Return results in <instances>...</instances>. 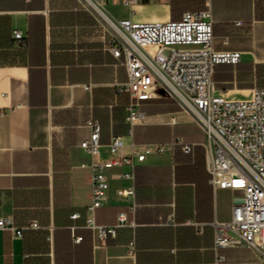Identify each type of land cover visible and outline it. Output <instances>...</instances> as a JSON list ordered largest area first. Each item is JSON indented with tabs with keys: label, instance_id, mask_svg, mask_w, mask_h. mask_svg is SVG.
<instances>
[{
	"label": "crops",
	"instance_id": "crops-1",
	"mask_svg": "<svg viewBox=\"0 0 264 264\" xmlns=\"http://www.w3.org/2000/svg\"><path fill=\"white\" fill-rule=\"evenodd\" d=\"M209 5L215 50L242 54L238 64L216 67L215 88L229 100H250L264 89V0ZM207 9L206 0H149L131 10L116 0L104 5L111 20L143 23ZM113 43L81 0H0V219L22 232L0 229V264H264L253 248L215 249L217 226L232 220L233 195L211 184L205 134L159 88L119 93L128 73L110 52ZM131 104L145 115L134 128L126 121ZM90 117L101 126L100 160L112 157L116 137L125 155L168 145L137 164L133 180L121 177L129 167L111 169L108 199L92 213V159L81 149ZM176 138L192 152L171 146ZM131 186L134 213L116 194ZM120 213L130 223L115 236L100 240L88 226V218L115 226Z\"/></svg>",
	"mask_w": 264,
	"mask_h": 264
},
{
	"label": "built area",
	"instance_id": "built-area-1",
	"mask_svg": "<svg viewBox=\"0 0 264 264\" xmlns=\"http://www.w3.org/2000/svg\"><path fill=\"white\" fill-rule=\"evenodd\" d=\"M81 1L103 20L114 42L109 50L127 69L128 81L120 84L119 93L136 96L141 90L159 88L203 130L202 146L211 184L215 189H229L233 195L232 220L217 226L215 249L249 247L264 254L258 245V241H264V89L256 90L246 101H232L217 92L216 67L236 65L242 54L215 50L210 0H206L205 11L186 12L180 21L160 23L137 22L132 18L114 21L104 12L109 0ZM116 1L131 10L149 0ZM15 39H23L21 32L15 34ZM127 111L126 121L131 128L144 122L145 115L137 104H131ZM86 125L90 135L81 143V149L92 159L93 198L87 210L92 213L108 199L111 169L129 167L131 172L121 177L133 180L137 164L153 153H166L168 145H146L142 151L133 147L125 155L123 138L116 137L108 146L112 157L100 160L101 126L92 117ZM171 146L186 154L193 150L181 138H176ZM116 194L131 202L129 210L134 213V187L120 188ZM87 221L100 240L115 236L118 227L130 223L126 213H120L112 227L97 226L90 218ZM0 229L14 230L4 219H0ZM14 232L17 236L22 234L20 230ZM219 260L224 258L220 256Z\"/></svg>",
	"mask_w": 264,
	"mask_h": 264
},
{
	"label": "bare ground",
	"instance_id": "bare-ground-1",
	"mask_svg": "<svg viewBox=\"0 0 264 264\" xmlns=\"http://www.w3.org/2000/svg\"><path fill=\"white\" fill-rule=\"evenodd\" d=\"M258 245L264 250V241H258Z\"/></svg>",
	"mask_w": 264,
	"mask_h": 264
}]
</instances>
